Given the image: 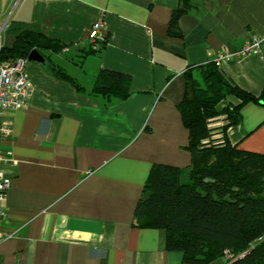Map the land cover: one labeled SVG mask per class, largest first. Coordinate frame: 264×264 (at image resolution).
<instances>
[{
	"label": "crops",
	"instance_id": "1",
	"mask_svg": "<svg viewBox=\"0 0 264 264\" xmlns=\"http://www.w3.org/2000/svg\"><path fill=\"white\" fill-rule=\"evenodd\" d=\"M178 0H0V49L20 30L61 43L25 62L27 104L5 111L2 149L10 188L0 223V264H189L165 249V231L132 224L152 164L186 168L188 131L177 104L184 73L231 55L222 73L241 89L264 92V51L237 56L243 41L264 37V0H194L168 34ZM103 24L96 48L90 28ZM95 49L86 53L89 48ZM50 61L76 86L55 77ZM100 69L129 75L128 96L91 94ZM236 103L238 100L230 98ZM225 138L264 153V105L245 102ZM208 264H224L217 259Z\"/></svg>",
	"mask_w": 264,
	"mask_h": 264
},
{
	"label": "trees",
	"instance_id": "2",
	"mask_svg": "<svg viewBox=\"0 0 264 264\" xmlns=\"http://www.w3.org/2000/svg\"><path fill=\"white\" fill-rule=\"evenodd\" d=\"M193 1L178 0L169 35H180L178 18L193 8ZM63 47L23 29L10 46L1 47L0 61L26 58L33 48L40 52ZM93 51L90 47L86 53ZM47 67L55 77L83 90L56 64L48 61ZM129 79L127 74L100 69L91 94L124 99ZM184 80L177 108L188 131L189 166L151 165L132 224L164 230L165 249L180 252L185 263L224 259V264H264V153L241 149L225 138L226 129L239 124L241 106L247 101L264 105V92L255 96L241 89L213 62L186 70ZM232 97L238 101L232 102Z\"/></svg>",
	"mask_w": 264,
	"mask_h": 264
},
{
	"label": "built area",
	"instance_id": "3",
	"mask_svg": "<svg viewBox=\"0 0 264 264\" xmlns=\"http://www.w3.org/2000/svg\"><path fill=\"white\" fill-rule=\"evenodd\" d=\"M103 24L95 23L88 32V39L91 46L96 48L101 38ZM1 30V27H0ZM264 51V37L251 35L247 37L238 51L237 56ZM231 55L227 52H220L213 60L215 66L220 67L221 63L228 60ZM26 58H18L13 62L0 61V223L4 218V202L7 191L10 188V177L5 173L7 166L14 164V160L9 153L2 149L3 138L11 134V124L3 122L1 115L5 111H14L24 107L31 94V85L25 72ZM3 239L0 233V242Z\"/></svg>",
	"mask_w": 264,
	"mask_h": 264
},
{
	"label": "water",
	"instance_id": "4",
	"mask_svg": "<svg viewBox=\"0 0 264 264\" xmlns=\"http://www.w3.org/2000/svg\"><path fill=\"white\" fill-rule=\"evenodd\" d=\"M26 60L27 61L43 63L44 62V57L36 48H33L32 50L29 51V53H28V55L26 57ZM243 254H241L240 256H242Z\"/></svg>",
	"mask_w": 264,
	"mask_h": 264
}]
</instances>
